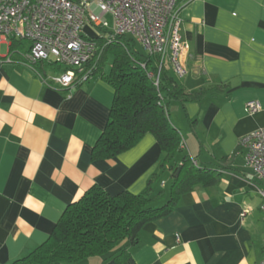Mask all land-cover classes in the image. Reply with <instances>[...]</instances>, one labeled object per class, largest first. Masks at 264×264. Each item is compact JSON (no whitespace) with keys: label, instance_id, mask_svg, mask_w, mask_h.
Here are the masks:
<instances>
[{"label":"crops","instance_id":"crops-1","mask_svg":"<svg viewBox=\"0 0 264 264\" xmlns=\"http://www.w3.org/2000/svg\"><path fill=\"white\" fill-rule=\"evenodd\" d=\"M179 3L180 60L187 73L171 75L186 92L213 86L214 95L196 101L166 98V108L184 153L195 166L212 170L216 182L194 186L167 216L146 223L132 259L135 264H258L263 186L245 164L238 141L264 128V0ZM28 48L24 40L0 44V264L42 244L66 207L92 186L112 196L136 195L152 180L154 197L164 192L162 177L168 173L158 170L163 154L151 134L110 159L92 160L113 102L112 87L95 74L72 89L54 88L51 78L62 69L46 62L24 64ZM248 101H257L260 110L246 113ZM101 262L102 257H92L78 264Z\"/></svg>","mask_w":264,"mask_h":264},{"label":"trees","instance_id":"trees-1","mask_svg":"<svg viewBox=\"0 0 264 264\" xmlns=\"http://www.w3.org/2000/svg\"><path fill=\"white\" fill-rule=\"evenodd\" d=\"M137 45L127 36L117 37L102 48L97 60L86 65L91 76L101 75L114 91L107 122L91 158L110 159L131 148L143 135L151 134L163 154L158 170H167L172 177L167 200L155 205L164 199V192L152 197V180L136 195L121 192L112 196L94 185L66 207L42 244L10 264H78L92 257H102L101 264H135L132 250L142 227L167 216L178 198L194 186L216 182L212 170L195 166L184 153L181 134L171 124L165 102L166 98L196 101L212 96L213 86L186 92L164 68L155 87L148 73L155 71L157 58L138 51ZM109 57L112 61L104 72Z\"/></svg>","mask_w":264,"mask_h":264},{"label":"built area","instance_id":"built-area-1","mask_svg":"<svg viewBox=\"0 0 264 264\" xmlns=\"http://www.w3.org/2000/svg\"><path fill=\"white\" fill-rule=\"evenodd\" d=\"M180 1L193 0H0V44L8 40L28 42L24 64L58 66L62 72L51 78L50 86L69 90L88 81L91 71L86 65L99 58L105 45L127 36L147 56L157 58L155 71L148 77L158 87L164 68L177 78L187 73L180 60ZM106 15L112 18L111 28L103 20ZM244 110L254 114L260 105L248 101ZM238 146L244 150L245 164L263 186L258 193L264 223V128L241 137ZM246 213L243 210L241 217ZM262 253L258 264H264V239Z\"/></svg>","mask_w":264,"mask_h":264},{"label":"rangeland","instance_id":"rangeland-1","mask_svg":"<svg viewBox=\"0 0 264 264\" xmlns=\"http://www.w3.org/2000/svg\"><path fill=\"white\" fill-rule=\"evenodd\" d=\"M103 20H106L107 22H109V24H110L109 28H111V23H112L111 16L110 15H106V16L103 17ZM136 48H137L138 51H142L143 52V50L141 49V47L139 45H137ZM111 61H112V57H109L108 60L105 62L104 67H103L104 72H107L109 70ZM166 67H167V65H166ZM162 179L164 181H166V186H165V188H163V191L166 193V192L169 191V188H170V185H171L170 173L168 172L167 174H164ZM160 180H161V177L157 180V185L160 184ZM160 190H162V189H160ZM161 200H159V202L156 201L155 205L159 206V205L163 204L166 201V200H163L162 202H160Z\"/></svg>","mask_w":264,"mask_h":264}]
</instances>
